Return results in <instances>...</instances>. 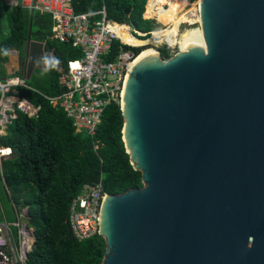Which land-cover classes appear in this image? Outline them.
Listing matches in <instances>:
<instances>
[{
  "label": "water",
  "instance_id": "obj_1",
  "mask_svg": "<svg viewBox=\"0 0 264 264\" xmlns=\"http://www.w3.org/2000/svg\"><path fill=\"white\" fill-rule=\"evenodd\" d=\"M197 10L200 31L181 33V51L129 68L121 131L142 186L103 195L100 264H264V0ZM33 13L25 79L46 68Z\"/></svg>",
  "mask_w": 264,
  "mask_h": 264
},
{
  "label": "trees",
  "instance_id": "obj_2",
  "mask_svg": "<svg viewBox=\"0 0 264 264\" xmlns=\"http://www.w3.org/2000/svg\"><path fill=\"white\" fill-rule=\"evenodd\" d=\"M145 1L148 0H104L107 18L146 32L144 37L148 38L147 32L162 30L163 25L142 17ZM71 2L76 12L96 11L102 5V0ZM189 2L195 4L196 0ZM0 3L2 65L7 61L9 50H16L19 59L22 58L30 10L11 6L4 0ZM51 24L49 14L34 11L30 38L43 44L44 57H49L48 53L52 52L65 66L68 60L80 57V53L70 45L52 40ZM119 46V42L113 40L106 61L115 58ZM123 47L133 50L135 56L139 54L136 48ZM159 53L163 59L170 57L165 47L159 48ZM1 70L0 77H3ZM44 71L43 80L27 83L39 92L20 89L24 97L39 105V109L36 116L18 113L3 137L13 155L2 162L0 191L6 195L5 187L15 203L26 206L34 240L25 264H100L105 249L103 238L97 233L83 240L75 237L68 222L72 199L83 184L94 183L98 178L102 190L108 194L141 187V172L132 167L124 147L120 104L111 102L103 109L92 137L84 131L75 132L65 112L43 97L42 94L58 92L54 67L46 65ZM92 139L97 142L95 150Z\"/></svg>",
  "mask_w": 264,
  "mask_h": 264
},
{
  "label": "built area",
  "instance_id": "obj_3",
  "mask_svg": "<svg viewBox=\"0 0 264 264\" xmlns=\"http://www.w3.org/2000/svg\"><path fill=\"white\" fill-rule=\"evenodd\" d=\"M5 1L11 6L18 5L21 8L49 14L52 20L50 38L79 51L80 57L68 60L65 66H62L60 61L54 66L58 92L42 95L51 105L58 106L65 112L75 132L84 131L92 137L101 121L103 109L111 102H120L127 66L135 57L133 50L123 46L137 47L123 44L111 28L122 23L107 18L104 0L99 10L90 12H76L71 0ZM196 12L198 14L197 7ZM126 25L130 35L137 38L145 36L146 32H140ZM113 40H117L120 44L118 53L112 61H106L105 57L110 52ZM25 44L22 57L25 53ZM159 45L165 46L168 50H178L177 45L171 47L167 42ZM10 51L11 57H15L16 61L18 52L14 49ZM48 55L49 59H56L52 52ZM8 56L10 57L9 54ZM73 64L76 67H72ZM21 88L39 92L26 83L20 66L16 65L6 72L5 76L0 77V181L2 184V162L13 155L12 148L4 144L3 137L18 113L36 116L39 109V105L32 103L21 94ZM92 148L94 150L97 148L95 139H92ZM4 190L13 218L9 222L0 221V264H25L34 239L32 230L28 226L27 209L26 206L15 203L5 187ZM104 194L101 180L98 178L94 183L83 184L72 199L68 222L78 240L97 233L98 209Z\"/></svg>",
  "mask_w": 264,
  "mask_h": 264
},
{
  "label": "bare ground",
  "instance_id": "obj_4",
  "mask_svg": "<svg viewBox=\"0 0 264 264\" xmlns=\"http://www.w3.org/2000/svg\"><path fill=\"white\" fill-rule=\"evenodd\" d=\"M12 1L17 2V0ZM196 7L197 4L194 6L190 4L188 0H148L145 7L144 18H154L164 27L162 30L150 32L148 38L144 37L145 42H140L141 40H139V38L130 35L128 32V26L124 23H122V25L111 26L112 30L116 33L117 37L120 38L123 44L130 47L144 46L143 49L139 51V54L137 53L136 56L128 63L124 84L126 82L130 66L140 55L156 50V46L162 42H167L171 47L175 45L180 46L181 50L182 32L191 31L199 33L200 26L199 28L186 27L183 31L181 30L182 25L191 23L189 19L190 15L192 17H197L199 22L198 14L195 11ZM170 40H172L173 43L172 41L169 42Z\"/></svg>",
  "mask_w": 264,
  "mask_h": 264
},
{
  "label": "rangeland",
  "instance_id": "obj_5",
  "mask_svg": "<svg viewBox=\"0 0 264 264\" xmlns=\"http://www.w3.org/2000/svg\"><path fill=\"white\" fill-rule=\"evenodd\" d=\"M5 1V0H4ZM189 1V0H188ZM0 2H1V0H0ZM6 2V1H5ZM197 2H198V0H196V3L195 4H192L191 2H190V4H192V5H194V6H196V4H197ZM7 3V2H6ZM0 5H1V3H0ZM187 9V8H186ZM196 11V10H195ZM189 19H190V22L191 23H186V24H184V25H182L181 26V30L183 31V29L184 28H186V27H195V28H199V22H198V19H197V17H192L191 15L189 16ZM194 23H197V25H194ZM164 27V26H163ZM2 30L5 32L6 31V25H5V21L2 19ZM3 32V33H4ZM0 38H1V35H0ZM139 38V40H141V38L142 37H138ZM144 41V38H142V40L140 41V42H143ZM172 40H170L169 42H171ZM172 43H173V41H172ZM162 47H165V46H161V45H159V46H157V50L156 51H158L159 52V48H162ZM179 48H178V50H180V46H178ZM168 50V49H167ZM178 50H176V49H174V50H168V53H169V55L170 54H173L174 52L176 53ZM181 51V50H180ZM9 53V55L11 56V51L9 50L8 51ZM174 53V54H175ZM173 54V55H174ZM2 69V70H1ZM0 70L2 71V73L4 74V75H2V76H5L6 75V70H5V67H4V65L2 64V65H0ZM44 76H45V71L44 70H38V69H33L32 70V72H31V74H30V76H29V78L28 79H26V83H28V84H33L34 82H37V81H40V80H43V78H44ZM13 218V214H12V210H11V208H10V206H9V202H8V200H7V198H6V195L5 194H3L2 193V191H0V221H6V222H9L11 219ZM11 230H13V228H11Z\"/></svg>",
  "mask_w": 264,
  "mask_h": 264
},
{
  "label": "crops",
  "instance_id": "obj_6",
  "mask_svg": "<svg viewBox=\"0 0 264 264\" xmlns=\"http://www.w3.org/2000/svg\"><path fill=\"white\" fill-rule=\"evenodd\" d=\"M144 11H145V7H144ZM143 17H144V15H143ZM18 60H19L18 56H17V60L16 61H15V57H11V56L9 57L8 56V61L3 64L4 67H5L6 72H8L9 70L13 69L16 65H18V63H17Z\"/></svg>",
  "mask_w": 264,
  "mask_h": 264
},
{
  "label": "clouds",
  "instance_id": "obj_7",
  "mask_svg": "<svg viewBox=\"0 0 264 264\" xmlns=\"http://www.w3.org/2000/svg\"><path fill=\"white\" fill-rule=\"evenodd\" d=\"M7 58H8V56H7ZM44 63H45L46 65H51V66L54 67V66H56V65L59 63V61L56 60L55 58L49 59V57H45V58H44ZM72 67H76V65L73 64Z\"/></svg>",
  "mask_w": 264,
  "mask_h": 264
}]
</instances>
